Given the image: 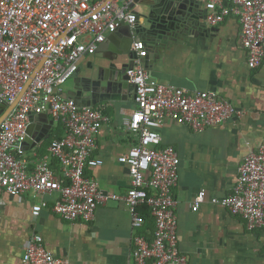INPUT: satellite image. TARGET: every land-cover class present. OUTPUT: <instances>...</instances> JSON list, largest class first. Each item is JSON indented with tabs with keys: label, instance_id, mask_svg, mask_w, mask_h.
Here are the masks:
<instances>
[{
	"label": "built area",
	"instance_id": "1",
	"mask_svg": "<svg viewBox=\"0 0 264 264\" xmlns=\"http://www.w3.org/2000/svg\"><path fill=\"white\" fill-rule=\"evenodd\" d=\"M143 0H0V103L15 107L0 122V196L54 195L33 203V217L48 208L68 222L89 223L98 205L122 200L130 215L132 264H189L178 245L177 199L179 155L162 145L160 130L171 122L199 132L236 122L247 113L212 90L187 89L154 79L147 68L149 45L138 9ZM202 4L204 24L215 30L227 18L239 25V42L250 69L264 56V0H186ZM121 22L132 29V65L126 69L134 85V107L119 106L120 125L133 144L117 156L128 169L123 194L103 193L86 173L102 165L93 155L101 128L110 116L105 102L91 104L66 97L63 87ZM139 30V32L137 31ZM143 34V35H142ZM41 63V64H40ZM39 68L34 72L36 67ZM34 73V74H33ZM45 113L63 129L43 148L28 155L24 141L31 118ZM206 200L200 189L190 207ZM243 219L246 228L264 226V143L245 154L231 191L211 198ZM147 208L153 229L146 230ZM17 264H70L49 250L40 233L31 231Z\"/></svg>",
	"mask_w": 264,
	"mask_h": 264
},
{
	"label": "crops",
	"instance_id": "2",
	"mask_svg": "<svg viewBox=\"0 0 264 264\" xmlns=\"http://www.w3.org/2000/svg\"><path fill=\"white\" fill-rule=\"evenodd\" d=\"M138 9L144 19L155 10V47L146 58L154 79L190 90L218 92L247 111L236 122L199 132L171 122L160 130L162 145L173 146L180 159L174 190L179 248L188 255L189 264H264V226L249 230L243 219L210 201L231 191L245 154L264 143V56L258 68L250 69L239 42L237 20L227 18L211 30L204 24L202 4L143 0ZM113 47L116 50L84 56L75 75L64 85V96L77 97L75 88L80 89L82 77L88 76L93 66L107 63L100 55H117L121 49L120 45ZM117 57L128 61L126 55ZM101 102L108 104L110 121L101 128L93 155L103 163L86 173L96 178L103 193L123 194L128 187V169L117 156L133 144L134 138L122 129L117 109L134 107L133 93ZM35 123L41 125L33 128L35 135L42 134L41 140L26 145L28 155L42 152L53 138L63 135L61 125L49 115L45 122ZM200 189L206 191V200L193 211L190 203ZM53 197L0 196V264L18 263L31 231L40 233L45 246L70 264H132L130 215L124 201L109 199L98 205L89 223L65 221L48 208L36 217L31 215L33 203ZM145 220L144 228L152 230L148 214Z\"/></svg>",
	"mask_w": 264,
	"mask_h": 264
},
{
	"label": "water",
	"instance_id": "3",
	"mask_svg": "<svg viewBox=\"0 0 264 264\" xmlns=\"http://www.w3.org/2000/svg\"><path fill=\"white\" fill-rule=\"evenodd\" d=\"M154 12L155 10L153 9L147 14L145 23L146 25H144V27H142L141 29L144 37L148 42L150 55L153 54L155 47V25L153 19ZM132 35V29L125 22H121L120 26L117 27L115 32L108 35L106 40L99 45L96 52L110 48L116 50L113 45L117 47L120 45L121 49H117V55H100V57H103V59H105L107 63L93 66L91 68L90 74L86 77H82L80 82V89L78 90L77 88H75V90L78 91V95L75 98H79L78 100L80 102L96 104L97 102L103 100L116 98L119 99L121 96H124V94L126 95L127 93L134 94V85L128 81L129 77L126 74V69L131 67L132 58L134 56L133 52L130 50ZM118 55H126L128 61H120L117 57ZM40 64L36 67L34 72H36ZM29 82L30 80L25 83L22 91L12 103H9L7 105L5 103H0V122L15 107L18 99L20 98ZM83 92H87V95H83ZM85 98L87 99L86 101L82 100ZM46 119L47 115L45 113L35 115L31 118V123L27 128L28 135L26 137V140L24 141L25 145L34 143L35 140H41L40 137L42 134L40 136H37L34 133L35 131H33L34 129L37 130L39 126V128H41V125L36 124L35 121L41 123L45 122Z\"/></svg>",
	"mask_w": 264,
	"mask_h": 264
},
{
	"label": "trees",
	"instance_id": "4",
	"mask_svg": "<svg viewBox=\"0 0 264 264\" xmlns=\"http://www.w3.org/2000/svg\"><path fill=\"white\" fill-rule=\"evenodd\" d=\"M142 213L144 214V216L147 215V214H148V210H147V208H144V209L142 210Z\"/></svg>",
	"mask_w": 264,
	"mask_h": 264
},
{
	"label": "rangeland",
	"instance_id": "5",
	"mask_svg": "<svg viewBox=\"0 0 264 264\" xmlns=\"http://www.w3.org/2000/svg\"><path fill=\"white\" fill-rule=\"evenodd\" d=\"M145 23H146V18L144 19ZM70 81V80H69ZM69 81H67V83H69Z\"/></svg>",
	"mask_w": 264,
	"mask_h": 264
}]
</instances>
